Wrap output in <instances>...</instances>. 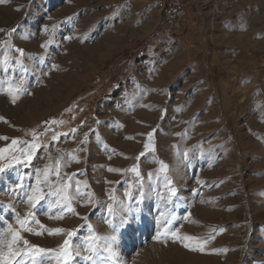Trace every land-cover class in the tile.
<instances>
[{
	"label": "rangeland",
	"instance_id": "374dc122",
	"mask_svg": "<svg viewBox=\"0 0 264 264\" xmlns=\"http://www.w3.org/2000/svg\"><path fill=\"white\" fill-rule=\"evenodd\" d=\"M9 77L14 86L23 77V91L15 103L0 91V165L11 163L0 173V230L19 229V213L31 244L58 249L66 233L46 229L63 228L82 248L91 224L116 236L108 264H264V0H5L0 88ZM127 137L137 145L123 156ZM159 161L177 193L166 203L156 195H167L164 173L154 190L148 181ZM134 166L146 193L139 204L124 195L137 192ZM45 167L53 188L68 185L75 213L49 205L55 197L23 202ZM110 196L133 209L113 218L126 221L116 232L104 219ZM161 210L180 236L206 241L205 251L158 241Z\"/></svg>",
	"mask_w": 264,
	"mask_h": 264
},
{
	"label": "snow or ice",
	"instance_id": "6c2138e0",
	"mask_svg": "<svg viewBox=\"0 0 264 264\" xmlns=\"http://www.w3.org/2000/svg\"><path fill=\"white\" fill-rule=\"evenodd\" d=\"M5 0H0V3H4ZM71 19V18H69ZM55 27V26H53ZM48 29L45 28V31ZM15 31V29H13ZM21 56H23V50L17 49ZM16 64L20 65L23 68L22 62L17 59ZM4 71H8V59L5 57L4 60ZM27 71V69H24ZM23 83V77L13 85L12 78L9 77L7 81L6 88H0V91H7L8 95L11 96L12 102L15 103L18 95L23 91L20 85ZM151 133L149 136L151 137ZM35 138V133H33ZM0 139H7V137H0ZM53 139H56L53 136ZM18 141L13 140L12 144H17ZM24 143V142H21ZM31 149H35L38 147L36 144H32L29 146ZM150 145L145 144V149H149ZM6 149H0V153H3ZM24 152L28 162H31L32 153L30 151L21 150ZM143 155V153H141ZM185 156L187 153L185 152ZM0 159H3L0 156ZM62 157H57L56 160V174L59 175V162ZM24 161L20 159H16V163H23ZM161 167L157 170V173H148V181L150 182V190H154L151 188L152 184H155L157 181H161V177L159 173L163 172L164 176L162 178V183L164 188L167 191V195L157 191L156 195L160 201L167 202L171 200L172 197L176 196V188L173 185L172 179L167 175L168 166L163 163V161H159ZM6 167H11V163L8 165H0V173L5 171ZM109 171H114L113 169H109ZM132 172L136 174L137 180V192L134 194L131 190L125 191L124 195L128 198V200L135 201L137 204L141 203L146 195L144 191V178L141 176L138 167H133L131 169ZM43 175V182L40 179V176ZM49 168L45 167L43 170H37V178H36V186L30 187L28 190L23 192L24 197L26 198L23 202L27 203L30 208H35L37 204H39L42 200L48 199L49 197H55L54 200L48 199L49 205L59 206L61 211L67 210L69 212L75 213V209L71 206L72 197L68 194V185L55 186L54 188L49 184L48 181ZM49 187V191L47 193L44 192L41 184ZM77 183L76 195H81L79 189V181ZM158 186V185H157ZM18 188L23 189V185L18 184ZM131 189V185L129 186ZM14 191V190H13ZM87 199V203H92V197L90 193L83 194L82 198ZM112 203L107 204L106 211L108 216L105 217V222L113 227V231L116 232L122 227L126 221L123 217L120 218L119 225H113V218L119 216L121 212L132 213L133 209L129 205L125 204L123 200L117 202L114 196H110L109 198ZM114 204L116 205L114 207ZM87 206V204L85 205ZM160 223L162 225V230L157 232L156 239L159 241L163 239L165 242L169 238L174 240H180L183 243V246L191 251H200L204 252L205 247L204 244L206 241L201 243L198 238L193 236H180L178 234V229L173 230L171 228L172 219L169 214H166L163 210L160 211ZM57 218H63L59 216ZM34 219V215H33ZM87 219L86 217L84 218ZM16 222L20 225L19 229L13 228L12 224H7L6 228L0 230V264H73L79 257L80 264H108V261L111 260V257L114 255L112 252V243L115 242L116 236H101L98 235L93 226L88 224V235L83 237L81 240V247H74L71 238L76 235L75 231H67L63 228H55V229H46L48 233L51 234H65L67 238L64 240L63 244L59 246L58 249H48L42 248L38 245L31 244L29 240L25 239L21 234L22 231L32 232L33 229L31 227H25L26 224L29 223L27 220H21L20 214L16 213ZM39 224V221H36ZM44 226L41 225V228ZM36 235L41 234L40 232H36ZM184 241H194L195 243H184ZM82 251L87 253L86 255H82ZM102 252L107 253V255H102Z\"/></svg>",
	"mask_w": 264,
	"mask_h": 264
},
{
	"label": "bare ground",
	"instance_id": "6f19581e",
	"mask_svg": "<svg viewBox=\"0 0 264 264\" xmlns=\"http://www.w3.org/2000/svg\"><path fill=\"white\" fill-rule=\"evenodd\" d=\"M251 28V27H250ZM253 30V29H252ZM238 40H239V38H238ZM183 59H184V57H183ZM183 61V60H182ZM172 62V61H171ZM169 65V64H168ZM167 65V66H168ZM172 68V67H171ZM169 69V68H168ZM173 69V68H172ZM172 69H169V70H172ZM163 77V76H162ZM160 81V80H159ZM168 82V81H167ZM158 84V83H157ZM150 86V85H149ZM164 89V88H163ZM156 94V93H155ZM151 95V94H150ZM152 96V95H151ZM158 96H159V94H158ZM161 97V96H160ZM156 99L158 98V97H155ZM155 98L153 97V98H151L152 99V101L154 102V100H155ZM134 100H135V98H134ZM137 100H139V98L137 99ZM137 100H136V102H137ZM143 100V99H142ZM145 100V99H144ZM136 102H135V104H136ZM142 102V101H141ZM133 104V103H132ZM134 104V105H135ZM143 105V104H142ZM142 105H139V106H142ZM136 106H138V105H136ZM137 107V108H140V107ZM151 106H152V103H150V106L149 107H147V109L145 108V109H140V111H138V113H137V116L139 117V121H137V123L138 122H142V120L143 119H149L150 117H151V115L149 114L151 111H150V109L149 108H151ZM144 108V107H143ZM157 109V108H156ZM155 109V110H156ZM159 109V108H158ZM138 110V109H137ZM121 114H123V113H121ZM135 120H133V122H134ZM150 122V121H149ZM137 125H139V123L137 124ZM129 126V125H128ZM131 126V125H130ZM129 129V128H128ZM134 130V131H137V130H139L140 128L138 127V126H136V125H134V124H132V126H131V130ZM134 133V132H133ZM122 136H123V134H122ZM133 136V135H132ZM121 138V137H120ZM128 138H130V137H127V139ZM124 139V138H123ZM123 139H120V140H123ZM100 140V139H99ZM133 140H135V138H132L131 139V142H130V140L128 139V141L127 142H124L123 144H121V146H120V148L122 149V151H123V156L124 155H128L129 153H130V149L131 148H133L134 146H136L137 144L133 141ZM98 146V148H99V144H97ZM101 145V144H100ZM96 147V146H95ZM101 147V146H100ZM126 155V156H127ZM115 157V156H114ZM97 158V157H96ZM102 161V160H101ZM119 161V160H118ZM122 161V160H121ZM124 162V161H123ZM147 162V163H146ZM146 162H144V163H146V166H147V164H148V160H146ZM98 165H99V163H98Z\"/></svg>",
	"mask_w": 264,
	"mask_h": 264
}]
</instances>
